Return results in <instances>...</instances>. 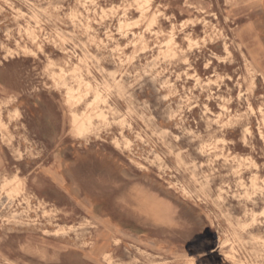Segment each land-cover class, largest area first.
<instances>
[{"label": "rangeland", "instance_id": "1", "mask_svg": "<svg viewBox=\"0 0 264 264\" xmlns=\"http://www.w3.org/2000/svg\"><path fill=\"white\" fill-rule=\"evenodd\" d=\"M0 264H264V0H0Z\"/></svg>", "mask_w": 264, "mask_h": 264}]
</instances>
